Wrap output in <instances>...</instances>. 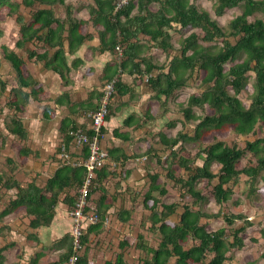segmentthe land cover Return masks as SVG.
<instances>
[{
	"label": "trees",
	"instance_id": "trees-1",
	"mask_svg": "<svg viewBox=\"0 0 264 264\" xmlns=\"http://www.w3.org/2000/svg\"><path fill=\"white\" fill-rule=\"evenodd\" d=\"M92 1L88 5L87 17L78 18L74 14V9L77 6L75 7L70 1L0 0V11L5 12L3 19L15 14V21L19 24L16 48L11 49L7 45H0V66L2 58L14 71V79L18 84L10 88L5 102V106L11 109L14 114L5 121L6 129L14 135L11 147L19 149L25 139V129L19 117L24 106L30 99L40 104L46 98L42 86L35 82L30 75L28 60L34 58L35 61L43 62L45 67L62 74L64 39L68 42L69 50L73 51L84 39L92 37V33H81L82 26L88 25L89 22L99 34L101 48L117 53L115 47L120 45L123 55H127V59L121 64L132 60L134 56H139L143 42H146L147 49L154 47L168 52L174 47V33L186 32L187 34L180 37L178 41L180 54L169 60L166 71H164L163 64H154L149 60L144 62V73L148 74L155 68L159 70L156 76L147 79L156 98H160V95H164L166 98L172 96L176 90L186 84L188 76L194 70L203 73L202 82L208 84L207 88L199 95H191L187 106L183 108L184 122L197 119L193 134L179 131L174 137L162 135L160 138L164 146L172 149L169 153L170 159L166 161L167 175L178 185L181 197L189 196L192 202L191 206L187 202L183 204L177 222L170 221L169 216L174 214L179 205L178 203L160 201L161 197L167 193V189L157 183V174H149L150 184L143 195V205L150 210V226L147 228L148 230L150 228L157 229L161 238L156 247L148 246L147 239L139 231L135 247L138 250H145L146 254L141 264H167L171 257L176 258L177 264H225V261L230 259L227 252L235 248L240 249L243 246L240 233L245 230V225L234 229H231L230 226L229 229L220 227L208 230L201 219L222 217L227 225H232L236 219L247 220L246 216L231 212L222 214L220 209L216 213H206L202 208H194V206L207 200L208 188L206 185L208 187L211 185L210 194L221 207V204H225V201L231 198L233 192L232 188L225 184L230 181L236 182L241 173L247 175L251 182L260 177L264 183V173H262L264 172V136L259 134L261 130H264V20L262 17L248 19L254 13H261L264 17V0H213L214 12L218 16L234 7H242L241 13L229 21L226 31L212 19L207 10L197 6V0H129L118 8L116 6L119 0ZM59 3L65 12L63 18L56 15L53 7ZM20 5L31 8L29 20L26 21L22 15L16 14ZM194 29L201 31L197 32ZM44 30L45 32H43ZM141 35L142 38H140ZM229 38H232L233 41ZM217 39H222L220 46L211 50L215 47ZM27 43H31L34 47H26ZM204 43L213 44L204 45ZM43 44L55 48V51L51 55L48 54L47 48L43 52H39L38 48H41ZM19 50L26 53L27 58L19 53ZM145 59L142 57L140 60ZM138 64L134 63L137 67ZM226 64H228V68L224 71ZM249 72L253 73V92L250 95V103L246 106L238 94L246 87ZM6 86L7 83L0 78V95L5 91ZM23 87L27 90L22 89ZM228 87L232 89V93L229 92ZM124 89L121 83L118 81L115 83V92L112 94L111 103L114 95ZM111 103H109V108ZM40 107L45 117H51L52 111L48 104L40 105ZM193 107L201 109L208 107L211 112L197 117L193 113ZM79 127L87 134V140L76 144L73 140L74 135L70 131H76ZM228 129L239 135L251 134L256 137L253 140H247L244 147L235 144L231 146L221 140L214 141L212 138L207 141V145L199 147L198 151L193 153L195 156L193 158L186 154L188 153L186 148L180 149L186 140H195L198 144L203 143L205 139L201 138H206L204 135H209L208 133L211 131L221 133ZM61 130L62 141L59 147L65 146L68 159L64 162H61L60 159L55 160L60 165L42 188L38 187L32 179L22 184L15 172L19 165L13 162V156L5 157L4 165L0 170V190L2 188L6 191L14 189L16 194L15 198H10L8 203L0 208V221L12 213H16L20 216H33L29 225L38 227L41 224L45 225L51 219L54 202L63 201L70 207L73 206L75 193L87 175L84 161L90 155L91 147L88 142L94 131L92 132V129L84 123H73L70 127L63 126ZM6 141L4 137L2 142ZM179 142L181 143L179 151L174 150L173 147ZM148 149V151L145 150L144 155L156 157V162L159 163L161 159L153 152L155 149L152 147ZM116 151H121V149L107 150V161L110 160L105 161L99 168L93 169L86 196L87 206L83 210L85 230L82 240L84 242L91 241V236H97L102 231L105 209L109 206H106L104 201L108 195L106 188L109 185L105 180H109V177L112 178L117 173L120 176L129 173L123 167L127 159L125 156L118 157ZM27 152L26 147L19 149V153L22 155ZM181 152L184 154L181 155ZM247 152L252 153L256 164L237 169L236 164ZM201 157L202 165L193 167L195 158L200 159ZM212 163L219 164L217 173L211 170ZM175 166L183 170H181V177L174 174ZM109 167H112V171H109ZM119 167L120 169H118ZM215 177H217V182L212 183ZM200 179L206 181L203 189L195 187ZM46 191L51 192L50 197L44 195ZM154 191H157L158 195H154ZM95 193H99V197L96 199L93 197ZM0 195L2 194L0 193ZM93 215L96 216V221L89 222V218ZM130 217L131 210L129 209L125 211V215L121 219L127 222ZM246 222L250 224L249 221ZM5 228H8L7 225L0 226L1 236L4 235ZM260 233L264 239V225L260 228ZM229 235L232 236L231 240L228 238ZM189 239L193 244L184 248L183 243ZM14 243L9 239L7 244L0 247V264H19L21 253L13 254L12 261H7L11 254L10 248ZM126 245H129L127 240H120L121 248ZM54 248L60 253L49 257L47 264H66L65 261L72 255L71 237L64 236L62 243L55 244ZM208 254L212 255L206 260ZM261 255L264 259V250ZM36 256V259H29L27 264H39L43 260L40 259V253H37ZM75 264H126V262L122 253H118L114 258H103L97 262L94 257H88V248L86 247L83 253L77 255Z\"/></svg>",
	"mask_w": 264,
	"mask_h": 264
},
{
	"label": "crops",
	"instance_id": "crops-1",
	"mask_svg": "<svg viewBox=\"0 0 264 264\" xmlns=\"http://www.w3.org/2000/svg\"><path fill=\"white\" fill-rule=\"evenodd\" d=\"M92 2V0H89V3L85 5L83 1H77V8L74 9V14L82 10H85L87 14L88 5ZM58 5L61 4L59 3ZM64 16L65 12L62 18ZM77 16L78 18H86L85 14ZM82 27L81 33H92V37L84 39L73 51L69 50L68 42L64 39V66L62 74L45 67L43 62L35 61L34 58L27 61L31 77L42 86L46 93V98L40 104L30 99L24 106L23 112L19 114V117L25 129L26 145L34 151L27 152L23 156V159L26 158L27 161L28 159L31 160V153H34L36 156L37 152H39L40 155L41 153H45L47 155L45 159L50 160L53 155L55 156V152L62 141L61 129L63 126L70 127L73 123L88 124L89 118L87 115L89 111L96 108L100 90L104 83L114 78L126 89L120 90V93L114 95L101 138V144L108 151L116 148L121 149V151H116L115 153L121 158L125 156L127 161L123 167L129 173L125 174V176H120L117 173L112 178L109 177V180H105V182L109 183L106 188L108 195H106L104 200L106 206L109 205L105 209L107 213L105 214L106 219L103 222L102 231L97 236H91V241L87 243L90 246L87 247L90 249L89 252L95 255V259L98 262L99 260H103V258H107L103 257L106 254L103 247H106V243L109 242V238L112 235L122 233V235H125L124 239L128 243H132L131 236L127 235L126 231L131 227L138 229V225L141 223L132 225L134 222L131 219L132 213L127 222L122 221L121 218L125 215V211L129 210V207L125 205V207L121 208L119 206L122 204V200H125V189L128 186L132 187L129 179L136 181L134 184L136 187L140 182L146 181V178L152 173L149 171L150 167L144 163L145 159L144 161L142 160V157L145 156L143 152L145 150L148 151V148L151 147L149 140L151 138V130H153V120L155 121L157 118L163 117L162 113H159L157 110H150L148 112L149 105L154 100L152 98L156 97L146 78L156 76L159 70L155 68L148 74H145L144 62L150 60V62L155 64L154 56L160 55V52L165 54V52L154 47L147 49L145 47L146 42H143L139 56H134L132 60L121 64L127 59V55H122L121 58L117 59V53L101 48L99 34L91 26L90 22L88 25ZM140 38H142V35ZM43 46V49L39 48V52H43L47 48L48 54L51 55L55 51V48H51L47 44H43ZM168 52H174V50L169 49ZM142 57L146 59L140 60ZM134 63H139L138 67ZM6 66L10 68L7 62ZM167 66L164 71L168 69ZM13 74L15 76V73ZM17 85V81L14 80L11 87ZM22 89L27 90L24 87ZM152 94L154 97H152ZM160 96H163L167 100L164 95ZM44 104H48L49 109L52 111L49 118L45 117L43 111H41L40 105ZM163 147L165 146L163 145ZM170 151L168 150V153ZM49 155L51 156L49 157ZM136 158L140 160L136 161ZM50 161L55 165L49 167V171L53 172L57 168V163L55 160ZM31 168L33 167L29 168L30 174L36 177L35 181L37 184L47 180L49 176L48 172L45 171L42 174V171L39 173ZM108 169L112 171V167ZM146 184L143 182V186ZM108 196L112 197L109 198ZM93 197L95 199L98 198L99 193H95ZM128 197L130 198V196ZM56 205L50 224L47 226L41 225L36 228L40 246L44 243H62L63 235L70 230L71 219L67 213V204L63 201H58ZM137 232L135 237L137 236ZM49 255L50 258L55 256L50 251L39 264H47Z\"/></svg>",
	"mask_w": 264,
	"mask_h": 264
},
{
	"label": "rangeland",
	"instance_id": "rangeland-1",
	"mask_svg": "<svg viewBox=\"0 0 264 264\" xmlns=\"http://www.w3.org/2000/svg\"><path fill=\"white\" fill-rule=\"evenodd\" d=\"M19 1V0H16ZM70 1L74 4V6H77V1L79 0H65ZM85 5L86 3H89V0H81ZM192 1V0H191ZM196 4L199 8L207 10L214 19L217 24L224 30L228 29V23L229 21L234 18L236 15L241 13V6L234 7L232 9H229L221 16H218L214 12V1L213 0H197ZM157 6V4H155ZM45 6V5H42ZM55 13L58 17H61L64 15V9L62 5L55 4L54 6ZM5 9V8H4ZM1 10V8H0ZM3 10V9H2ZM6 10V9H5ZM30 7H24L23 5H20L18 9V13L24 17V19L27 21L30 19ZM4 11H0V45L4 44L7 45V47L11 49H15V42L17 40L18 34H19V24L15 21V14L9 18L6 17V19H3L4 17ZM85 14V17H87V14L85 10H82L81 12H76L75 15H83ZM78 17V16H77ZM255 17H262L264 20V17L261 15V13H254L253 15L249 16V20H253ZM84 18V17H82ZM54 25V24H53ZM197 32H200L199 29H194ZM45 32V30L43 31ZM186 32L183 33H174V47L172 48L174 52H165L161 53L158 56H154V61H156V64H163L165 67L168 65L169 60L176 55L180 54V46L178 45L179 38L183 35H186ZM231 41H233L232 38H229ZM222 42V39H217L215 41V47H213L211 50H215L217 47L220 46ZM213 43H204V45H212ZM42 45V44H40ZM26 47H34L31 45V43H27ZM44 46H41V49H43ZM1 50V47H0ZM37 50V49H36ZM39 50V48H38ZM20 51V50H19ZM19 53H22L23 56H26V53L23 51H20ZM1 66H0V78L3 79L6 83V89L3 91V93L0 95V170L2 169V166L4 165L5 156H13V162L18 165H24L23 168L19 169L16 173V177L21 181L22 184H25L30 178L33 176V174H30V167H33L31 169L38 171L39 173L42 171V174L48 172L47 174L50 176L51 171H49V167L51 165H54L50 160H59L58 156H54L49 159L47 158V155L45 153L39 154L37 152V155L35 156L34 153H31V160L22 157H17V155H14V149L11 148V142L13 140V136L7 133V129L5 126L6 119L9 118V116L14 115L12 113V110L7 108L5 106V102L7 100V96L9 94L12 82L14 79V72L12 68H8L6 66V62L1 58ZM228 68V64L224 65V71H226ZM249 79L246 84V87L241 90V92L238 94V97L240 100L248 106L250 103V95L253 92L252 88V77L253 73L249 72ZM203 73L198 72L197 70H194V72L188 76V80L186 84L181 87V89L176 90V92L167 98V100L164 99L163 96H160V98H152L154 99L152 103L149 105V111L154 110L158 111L159 113H162L163 118H157L155 121L153 120V130H151L150 133V146L154 148L155 150L153 152L156 153V155L160 156V162H156V157H151L150 155L145 154V161L144 163L146 166H149V171L152 172L151 174H157V183L160 186H163L167 189V193L161 197V202L163 203H178V207L174 214L169 216V220L172 222H177L179 220L180 214L182 212V206L185 202L190 204L192 199L189 196L181 197V194H179L178 185L168 177L167 175V169L166 168L167 162L170 159V155L168 153V149L166 146L163 147V143L160 140L161 136L164 135L166 137H174L179 131L182 132H188L191 135L193 134V128L194 125L197 123V119H192L188 122H184V114H183V108L187 106L188 99L191 95H199L204 89L207 88L208 84H204L202 82ZM229 92L232 93V89L228 87ZM155 93V92H154ZM152 97L153 94H152ZM164 99V100H163ZM206 106V105H205ZM193 113L197 117H202L206 112L210 113L211 110L206 107L205 109H201L199 107H193ZM169 111V112H167ZM169 118V119H168ZM200 119V118H198ZM148 125H150L148 123ZM174 133V134H173ZM209 135H204L206 138L202 137L201 139H205L203 143H199L197 141H191L186 140L184 144H182L180 149L186 148L187 152L186 154H189L190 158L195 157L194 152L196 150L198 151L199 147H204L207 145V141L210 139L215 140H221L225 142L228 145H237L239 147H244L245 142L247 140H253L256 136L248 134V135H239L233 132L232 130H226L221 133H218L216 131H211L208 133ZM261 136H264V130H261L259 132ZM173 135V136H172ZM6 138V142H2L3 138ZM181 143H178L175 146V150L179 151ZM33 151V150H32ZM34 152V151H33ZM45 152V151H44ZM145 153V152H143ZM183 152H181L182 155ZM184 154V153H183ZM27 156V155H26ZM51 155H49L50 157ZM142 156V155H141ZM204 156V153H203ZM48 157V158H49ZM144 157V156H143ZM150 157V158H149ZM140 160V159H138ZM61 161V160H60ZM137 161V160H136ZM202 157L195 158V162L192 164L194 166H200L202 165ZM256 159L252 155V153L247 152L245 155H243L238 163L236 164L237 169H241L244 166L247 165H255ZM58 164H56L57 166ZM55 166V165H54ZM35 167V168H34ZM211 170L214 172H218L219 164L212 163L210 166ZM25 169V171H23ZM181 168H178L175 166V169L173 170L174 174L176 176L181 177ZM23 171V172H22ZM183 171V170H182ZM264 173V172H262ZM24 175V176H22ZM48 176V177H49ZM149 177V176H148ZM146 178V181H143L147 183L143 186V182H140L136 187L134 186L136 181H133L132 179H129V182L132 184L131 186H128L125 189L124 195L125 200H122V204L119 206L121 208L129 207L131 210V213L133 216L131 219L134 221L132 225H138V229L135 227L128 228L126 231L127 235L131 236L132 243H129V245H126L125 247H120L119 242L120 240H123L125 235L120 233L119 235H112L109 238V242L106 243L105 249V256L103 257H111L114 258L118 253H122L124 255V260L126 264H141V261L143 257L145 256V250L144 249H136L135 242H136V231H141L142 234L147 239L148 246L156 247L158 245L159 239L161 238L160 233L157 229H149L148 226H150L149 221V215L150 210L146 209L143 205V195L144 192L147 190L150 180L149 178ZM48 179V178H47ZM46 181H41L39 184L44 187ZM205 180L200 179V181L196 184L197 189H203L205 185ZM217 182V177H215L212 180V183ZM226 186H229L232 188V195L231 198L227 201H225V204H221V207L219 204H217L214 199L212 198L210 194L211 185H206L208 188V197L205 202L201 201L200 205L194 206L200 207L202 210L206 213H216L219 209L221 213L231 212V213H241L242 216H246L247 220H243L242 218L236 219L232 225H227L222 217H208V218H202L201 222H204L206 224V228L208 230H215L220 227H224L225 229H229L231 226V229L238 228L240 226L245 225V230L240 233V236L243 239V246L240 249H231L229 252H227V255L230 256V259L225 261V264H264V259L262 258V252L264 250V239L261 236L260 228L264 225V183L262 180L257 178L254 182H251L248 179V176L241 173L238 176V179L236 182L230 181L228 184H225ZM0 208L3 205H6L8 200L11 198V196L14 194V189H11L9 191H6L5 189L0 190ZM142 191V192H141ZM46 195H49V193H46ZM154 195H158L157 191L153 192ZM130 196V198L128 197ZM239 202H235V201ZM193 208V209H194ZM107 214V213H106ZM20 219V220H19ZM23 216H20L16 213L11 214L10 216H7V218L2 219L0 221L1 225H7L8 228H5L3 230L4 235H0V247L7 244V242L10 239V235L12 237L15 236V234H20V232L26 230L24 226L19 221H22ZM25 219V218H24ZM246 221H249L250 224H247ZM248 225V226H247ZM14 230V231H13ZM11 231L14 233L11 234ZM19 232V233H18ZM137 232V234H138ZM17 238V237H16ZM228 238L231 240L232 236L229 235ZM192 241L189 239L187 242L183 243L184 248H188L191 246ZM10 254V253H8ZM23 255V253H22ZM21 255V256H22ZM212 254L207 255V259ZM13 254L9 255V258L7 261H12ZM149 257V255H148ZM12 258V259H11ZM6 259V258H5ZM6 263V261H5ZM167 264H177L176 258L171 257Z\"/></svg>",
	"mask_w": 264,
	"mask_h": 264
},
{
	"label": "clouds",
	"instance_id": "clouds-1",
	"mask_svg": "<svg viewBox=\"0 0 264 264\" xmlns=\"http://www.w3.org/2000/svg\"><path fill=\"white\" fill-rule=\"evenodd\" d=\"M129 1V0H128ZM127 1V2H128ZM119 2V1H118ZM117 2V3H118ZM116 8H118L117 6H116ZM122 55H123V51H121V54L119 55V53H118V51H117V56H118V58L117 59H119V58H121L122 57ZM114 79V78H113ZM113 79H111V80H113ZM148 79V77L146 78V80ZM111 80H109V81H107L106 83H104L103 85H102V87H101V90H100V92H101V95L99 96V100H98V104H97V106H96V108L95 109H93V110H91V111H89V113L90 112H92V111H95L97 108H98V106H99V101H100V98H101V96H102V94H103V89H104V87L106 86V84L108 83V82H110ZM117 82V80H115V83ZM115 92V86H114V90L112 91V93H111V95H110V97H109V102H108V112H107V114H106V116H105V120H104V124L101 126V128H100V136H99V141H100V146L103 148V149H105L106 151H107V149H106V147H103V145L101 144V138H102V136H103V130H104V126H105V124H106V120H107V118H108V115H109V112H110V108H109V103H111V98H112V94ZM89 113H88V115H87V117L89 118V121H88V124H87V126H88V128H91L92 129V127H91V118H90V115H89ZM78 129H80L81 130V128L79 127ZM7 131V133L8 134H10V135H12L13 136V139H14V135L13 134H11L8 130H6ZM73 132H75V131H70V133H73ZM92 132H93V129H92ZM84 133V132H83ZM73 135H74V133H73ZM86 136H87V134H85ZM92 135H93V133H92ZM74 140V139H73ZM26 139H24L23 141H22V145H21V147L20 148H22V147H26L27 148V151L29 152H32V149L28 146V145H26ZM75 142V141H74ZM76 144H79V143H77V142H75ZM64 147V149H65V146H62V147H58L57 148V150H56V152H55V155L56 156H58V159H60L61 160V162H64L65 161V159L62 157V155H61V153H62V148ZM12 149H14V152H13V154L14 155H17V157H22L23 158V156H25V154H20L19 153V149H17L16 150V148H14V147H11ZM107 155H108V152H107ZM6 157V156H5ZM145 157L146 156H144V157H142V160H144L145 159ZM107 159H108V157H106V159H105V161L106 162H108L107 161ZM136 160H138V158H136ZM57 163V162H56ZM58 165H57V167L60 165L59 163H57ZM23 166L24 165H19L18 166V168L16 169V171L15 172H18V170L19 169H21V168H23ZM57 169V168H56ZM55 169V170H56ZM55 170L53 171V172H51L50 173V176L48 177V179L51 177V176H53V174H54V172H55ZM30 179H32V180H34V182H35V184L38 186V187H40V188H42V186L41 185H39V184H37L36 183V177L33 175ZM47 179V180H48ZM46 180V181H47ZM80 188H81V186H79L78 187V189H77V192L75 193L76 194V196H75V199H74V204H73V206H69L68 204H67V213H68V215L70 216V219H71V226H70V230H69V232L68 233H66L65 235H63V238H64V236H66V235H68V236H70L71 237V244H72V255L65 261L66 262V264H69L70 262H73V264H75V261H76V258H77V255H79V254H81V253H83L84 251H85V249H86V247H90L87 243L88 242H84L83 240H82V235H83V233H84V227H83V225H84V217H83V219H82V222H81V224H82V227L80 228V231H81V233H80V235H78V236H76L75 235V232H74V228H75V226L74 225H76L75 224V222H74V219H73V216L71 215V211L75 208V205H76V201H77V199H78V197H79V190H80ZM46 193H49V195H46V194H44V195H46L47 197H50L51 196V192L50 191H46ZM15 191H14V194L11 196V198H15ZM8 202V201H7ZM56 203L57 202H54L53 203V205H52V216H51V219L49 220V222L48 223H46L45 225L44 224H41V225H44V226H47V225H49L50 224V222H51V220L53 219V215H54V210H55V207L57 206L56 205ZM87 206V199H86V201H85V205H84V207H83V210L85 209V207ZM22 208H23V206H22ZM12 214H14V213H12ZM23 216V219H22V221H19L21 224H22V226H24L25 228H26V230H24V228H23V231L22 232H20V234H15V236L14 237H12V235L10 236V239L11 240H13L15 243L13 244V246L10 248L11 249V254H15V253H17V254H19V253H23V255L21 256V258L19 259V264H27V262L29 261V259L31 260V259H33V258H35V257H37L36 256V254L37 253H40V259H44L49 253H50V251H51V253L53 254V255H55V254H58V253H60V251H57V250H55V248H54V245L56 244H58V243H44V244H42V246H40L39 245V240H38V235H37V231H36V228L37 227H31L30 225H29V222H30V219L33 217V216H24V215H22ZM5 218H7V217H5ZM25 218V219H24ZM106 219V218H105ZM20 220V219H19ZM89 220V219H88ZM105 221V220H104ZM40 225V226H41ZM39 227V226H38ZM14 231V230H13ZM13 231H11V234L12 233H14ZM19 233V232H18ZM17 237V238H16ZM61 244V243H60ZM89 248H88V257L90 258H93L94 257V260H95V255H92L93 253L92 252H89ZM49 257H50V255H49ZM9 258V257H8ZM12 259V258H11ZM36 259V258H35ZM8 262H9V260H8Z\"/></svg>",
	"mask_w": 264,
	"mask_h": 264
},
{
	"label": "built area",
	"instance_id": "built-area-1",
	"mask_svg": "<svg viewBox=\"0 0 264 264\" xmlns=\"http://www.w3.org/2000/svg\"><path fill=\"white\" fill-rule=\"evenodd\" d=\"M128 0H119L117 3V7H120L124 4L127 3ZM116 50L118 51L119 55L121 54V47L120 45H116ZM115 80L113 79L110 82L106 84V86L103 89V94L100 98L99 101V106L95 111H92L89 113L90 118H91V127L94 131L93 135L91 136V140L88 142L90 148V155L87 157V159L84 161V164L87 167V175L82 182L81 188L79 190V197L76 201L75 208L71 211V215L73 216L74 222L76 225L74 228L75 235L78 236L80 235L81 231L80 228L82 227V219L84 217L83 214V207L85 205L86 201V196L88 195V184L90 182V178L92 176L93 169L99 168L104 162L107 157V151L103 149L100 146V128L104 124L105 116L108 112V102H109V97L114 90L115 86ZM74 133V141L77 143H81L87 140V136L85 133H83L82 130L77 129ZM62 157L65 159V161L68 159L67 153L65 152L64 147L62 148ZM69 162V161H68ZM89 222H94L96 221V216H92L89 218ZM69 264H73V262H70Z\"/></svg>",
	"mask_w": 264,
	"mask_h": 264
},
{
	"label": "bare ground",
	"instance_id": "bare-ground-1",
	"mask_svg": "<svg viewBox=\"0 0 264 264\" xmlns=\"http://www.w3.org/2000/svg\"><path fill=\"white\" fill-rule=\"evenodd\" d=\"M177 149V148H176ZM142 192V191H141Z\"/></svg>",
	"mask_w": 264,
	"mask_h": 264
}]
</instances>
